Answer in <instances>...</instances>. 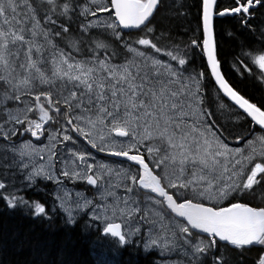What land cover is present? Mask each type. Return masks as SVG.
<instances>
[{"label": "snow or ice", "instance_id": "1", "mask_svg": "<svg viewBox=\"0 0 264 264\" xmlns=\"http://www.w3.org/2000/svg\"><path fill=\"white\" fill-rule=\"evenodd\" d=\"M257 6L197 0L190 13L177 0L188 26L175 43L157 24L164 0H0V211L52 223L59 209L73 227L86 216L82 231L114 249L147 225L144 251L182 257L170 264H264V203L244 199L264 190V97L226 79L217 40L225 17L258 30L230 67L243 77L247 60L264 78ZM222 110L235 122L211 119ZM38 181L55 185L48 210L28 195Z\"/></svg>", "mask_w": 264, "mask_h": 264}, {"label": "trees", "instance_id": "2", "mask_svg": "<svg viewBox=\"0 0 264 264\" xmlns=\"http://www.w3.org/2000/svg\"><path fill=\"white\" fill-rule=\"evenodd\" d=\"M186 2L192 7L184 11L194 13L197 0H186ZM176 3L177 0H164V8L157 18V24L162 29L170 30L175 38L174 42L179 43L181 40H187L184 29L188 25L186 20L173 14L172 9ZM187 19L192 20V15H189ZM262 23H264V10L257 6L252 24L256 27ZM217 40L219 53L223 57L221 70L225 73L226 79L253 101L264 97V78L258 75L260 71L258 66L245 60L251 72L245 71L241 66L240 71L243 77L230 67L233 56L240 50V42L248 45L245 51H250L252 47L260 44L258 30L257 34L253 35L248 30L240 29L236 20L225 17L219 22ZM193 59L196 58L193 57ZM211 119L216 120L218 124L222 121L235 122V117L223 110L219 116H213ZM228 142L234 145L243 144L242 140L234 137H229ZM40 187L44 191L29 192L28 195L45 203L48 210L52 203L50 193L54 188H49L47 183ZM256 197L257 195L250 199ZM259 198L261 197L258 196V203L248 201L252 205L264 203L263 200L260 202ZM0 208H3L2 201H0ZM64 217L57 210L55 219L49 223L25 217L19 212H9L7 209L0 211V264H62V262L63 264H97L98 260L101 264H160L156 253L144 252L136 244L114 249L108 240L96 239L99 235L97 231L85 233L81 228L85 217H81L74 227L66 225ZM252 255L253 253L248 254L249 261Z\"/></svg>", "mask_w": 264, "mask_h": 264}, {"label": "rangeland", "instance_id": "3", "mask_svg": "<svg viewBox=\"0 0 264 264\" xmlns=\"http://www.w3.org/2000/svg\"><path fill=\"white\" fill-rule=\"evenodd\" d=\"M106 15V14H105ZM33 142L34 143H37L38 145H39V141H36L35 140V138L33 139ZM233 146H236V145H234V144H232ZM242 145V144H241ZM98 158H99V156H98ZM101 160H104V159H101ZM105 162H110V161H108V160H104ZM67 183V182H66ZM112 183L113 184H119L120 183V178L119 177H117L115 174H113V176H112ZM89 188H92V190H91V193H87L86 191H83L81 188H79V190H82L83 192H84V194H86V195H88L89 196V198H91L92 197V193L94 192V186H88ZM69 188L70 189H74V187H72V186H69ZM78 189V188H77ZM119 191H122V190H118V192ZM119 222V221H118ZM133 226H135V225H133ZM125 230L127 231L128 229L127 228H125ZM147 237H148V227H147V225H145L143 228H142V231H141V233L134 239V241H133V243H135V241H136V239L139 241V244H140V246L144 243V241L147 239ZM153 250H158V252H160L161 253V251L158 249V248H153L152 250H150V251H153ZM150 251H148V252H150ZM163 255H168L169 257H170V260L168 261V263L170 264V262H172V261H177V260H180V259H182V257L179 255V254H177V253H172V254H163Z\"/></svg>", "mask_w": 264, "mask_h": 264}, {"label": "flooded vegetation", "instance_id": "4", "mask_svg": "<svg viewBox=\"0 0 264 264\" xmlns=\"http://www.w3.org/2000/svg\"><path fill=\"white\" fill-rule=\"evenodd\" d=\"M21 139H24V137H21ZM48 185V187L49 188H51L52 187V185L51 184H47ZM42 186V185H41ZM50 196H51V198H52V194L50 193Z\"/></svg>", "mask_w": 264, "mask_h": 264}, {"label": "water", "instance_id": "5", "mask_svg": "<svg viewBox=\"0 0 264 264\" xmlns=\"http://www.w3.org/2000/svg\"><path fill=\"white\" fill-rule=\"evenodd\" d=\"M108 157V156H107Z\"/></svg>", "mask_w": 264, "mask_h": 264}]
</instances>
